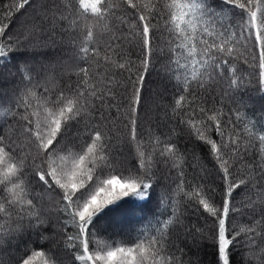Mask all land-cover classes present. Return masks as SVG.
<instances>
[{
  "label": "snow or ice",
  "instance_id": "obj_1",
  "mask_svg": "<svg viewBox=\"0 0 264 264\" xmlns=\"http://www.w3.org/2000/svg\"><path fill=\"white\" fill-rule=\"evenodd\" d=\"M65 43L71 63H48ZM154 71L171 90L156 122ZM0 84V264H192L181 236L213 264H264V113L245 119L264 99V0H8Z\"/></svg>",
  "mask_w": 264,
  "mask_h": 264
},
{
  "label": "trees",
  "instance_id": "obj_2",
  "mask_svg": "<svg viewBox=\"0 0 264 264\" xmlns=\"http://www.w3.org/2000/svg\"><path fill=\"white\" fill-rule=\"evenodd\" d=\"M8 0H0V5L3 3H7ZM30 15V11H29ZM17 23H23L27 17L21 16L17 13L16 16ZM50 43V42H49ZM71 50L67 43L63 45V51L60 50V46L52 45L51 48L48 49V63L57 64L58 62H66L71 63ZM59 73V70H57ZM59 78V76H58ZM61 83L67 82V76H64ZM9 85L0 84V87H8ZM163 93V97L159 95ZM171 90L169 89L168 92H165V82L161 80V77L157 75L154 71L147 80V84L144 90V97H145V104L151 110L153 122L159 117H163V111L157 108V105L166 106L170 102ZM253 102L255 107L247 110L245 119L257 117L258 114L264 113V99L260 98H253ZM229 108L235 109V106L232 105L229 101L225 100V108L224 111L228 112ZM244 111V110H241ZM158 114V115H157ZM4 117H0V123L3 122ZM233 120H235V115H233ZM164 121L161 120V124ZM174 126V122L172 125ZM240 127H243V122L240 123ZM264 127V125L257 123V128ZM167 129H165L166 131ZM179 131V130H178ZM180 146L182 149H186L187 157H188V164L189 165H199V166H207L209 171H212L211 164L208 161L207 153L205 148L198 144L195 140L190 139L188 135L185 133L179 140ZM199 166L198 167H189L187 168L188 175L199 174ZM217 183L219 181L217 180ZM184 224L188 227L196 226L202 228L205 232L211 228V222H205L204 218L201 216L199 212L195 209L189 207L185 210V220ZM140 225L137 224L135 227H139ZM123 229V231H122ZM128 228L125 225H122L118 222H114L109 228L107 235L111 236L115 239H119L121 235L126 233ZM183 237L181 236V240H178L177 247L183 248L186 252V255L182 257V259L187 262L188 260L192 261V264H213V249L209 246V242H202L199 246H194L192 241L189 239L185 243H182ZM237 260H240V257L237 256Z\"/></svg>",
  "mask_w": 264,
  "mask_h": 264
}]
</instances>
